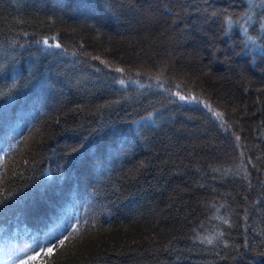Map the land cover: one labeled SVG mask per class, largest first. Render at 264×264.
<instances>
[{"label":"trees","instance_id":"16d2710c","mask_svg":"<svg viewBox=\"0 0 264 264\" xmlns=\"http://www.w3.org/2000/svg\"><path fill=\"white\" fill-rule=\"evenodd\" d=\"M246 6L0 0V264H264V39L225 31Z\"/></svg>","mask_w":264,"mask_h":264},{"label":"snow or ice","instance_id":"6c2138e0","mask_svg":"<svg viewBox=\"0 0 264 264\" xmlns=\"http://www.w3.org/2000/svg\"><path fill=\"white\" fill-rule=\"evenodd\" d=\"M244 2L247 6L244 8V11L241 13V16L238 18V20L234 21L232 19L231 14H228L225 16V23L227 25L225 31L226 32L231 31L232 26L235 23H238L240 19H242L244 21V24L242 25L241 30L245 33L246 36H248V39L252 41L253 46H255L258 38L264 39V0H244ZM165 8H167V5H165ZM221 15L223 16L224 12H221ZM52 23L54 24L55 21L53 20ZM255 24L259 25L258 37H252L248 35L249 26L255 25ZM24 35L27 36L28 34L25 33ZM50 40H56V37L55 36H52V37L44 36L40 40H36L35 43L45 45L46 51L51 50V49H61L62 52L67 51L66 49H63L62 45L58 41L56 43H50L49 42ZM260 47L262 50H264V44H261ZM94 59H99V58L95 57ZM101 63H105V62L101 61ZM116 71L123 72L124 70L121 68H117ZM124 83H125L124 80L119 81V84L121 85H123ZM15 86H16L15 84L12 85V87H15ZM0 95H3V93H0ZM174 95L178 97L181 101L197 102V97L181 95L180 91L175 92ZM205 106L208 107L207 105ZM212 115L220 117L222 116V113L218 111H214L212 112ZM150 118H151V113H149L148 117H141V120L150 119ZM221 126L223 127L224 125L222 124ZM236 139L239 140L240 138L237 136ZM72 151L75 152L77 151V149L73 148ZM241 155H243V153H241ZM253 167H255V165H253ZM67 219L69 221L68 227L72 229V232H69L68 235H63L62 233L63 238H60L59 236L55 237V239L58 240L61 246L65 245V242L69 240L70 236L73 234L74 231L78 230L80 223H81L79 219H75L74 217H67ZM73 220H74V223L71 222ZM86 222L87 221H85V223ZM225 223H227V221H225ZM208 242L211 243L212 241L209 239ZM44 250L45 249L42 247L41 252H43ZM46 251L49 255H51L53 252V247H47ZM39 254L40 253L26 255L24 258L19 260L18 264H34V262L38 259ZM42 264H44V262H42Z\"/></svg>","mask_w":264,"mask_h":264}]
</instances>
